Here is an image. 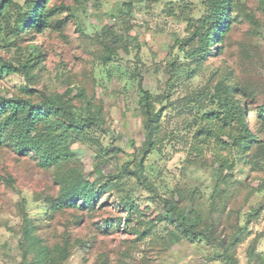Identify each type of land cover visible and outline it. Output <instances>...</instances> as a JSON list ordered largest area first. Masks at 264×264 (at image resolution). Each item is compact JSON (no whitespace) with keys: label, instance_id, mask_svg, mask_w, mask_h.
I'll return each instance as SVG.
<instances>
[{"label":"trees","instance_id":"1","mask_svg":"<svg viewBox=\"0 0 264 264\" xmlns=\"http://www.w3.org/2000/svg\"><path fill=\"white\" fill-rule=\"evenodd\" d=\"M80 1L85 5L88 2ZM159 1L128 0L122 4L120 12L123 17L131 16L137 3ZM251 1L252 6L249 5ZM72 8L66 0H24L22 3L0 0V47L14 49V62L1 59L0 77L18 73L22 78L14 87L6 90L0 87V148H9L20 157H32L41 169L52 172L58 189L43 198L52 215L68 209L81 211V214H75L78 224L83 214L100 207L98 202L103 194L114 190L127 212L124 219H116L117 223L130 224L136 215L142 225L139 228L133 226L132 231L138 239L151 236V240L157 242L160 237L157 224L164 223L171 238H202L214 244L217 251L210 260L238 264L239 245L255 233L252 223L264 219V181L255 188L263 193L262 201L244 213L242 207L234 205L245 186L236 178L234 169L243 164L264 175V102L255 104L252 99V107L246 106L251 93L236 69L224 60L211 75L209 83L197 92L175 97L174 85L180 74L188 72L192 76L209 63L210 58L221 56L236 24L246 26V38L261 36L264 0H200L198 5L184 0L168 2L163 13L186 23L185 37L173 47L179 48L186 62H181L180 54L173 56L169 62L170 78L161 93L145 87L143 72L146 65L139 45L131 44L134 39L128 32L115 31L111 25H104L92 33L79 29V47L97 46L99 66L104 73L101 83L106 79L113 83V65H120L121 51L126 54L134 51L133 58L128 60L129 84L135 89L143 116L144 140L133 158L119 171L109 172L94 181L85 175L83 163L72 150V142L81 133L101 131L100 135L104 136L109 132L103 100L94 92L89 94L86 87L77 86L68 75L64 91L39 86L49 51L36 40L55 30L63 32L75 16L71 14ZM60 36L68 38L64 33ZM239 46L234 62L242 66L251 52L247 50L249 45L239 43ZM259 53V60L264 59V51ZM191 64L195 65L194 69L189 68ZM130 85L113 90L118 95H127ZM209 98L217 108H205V99ZM170 114L178 118V125L172 129ZM175 141L184 144L182 150L192 156L188 159L191 163L209 165L213 169L215 187L207 209L200 207L201 195L196 189L191 191L176 186L168 190L156 183L155 167L148 160L155 153L162 156L166 147ZM110 146H106L109 151L118 150ZM208 151L212 152L211 156ZM104 162L100 158L97 169L103 167ZM6 181L14 183L11 176L6 177ZM129 181L160 201L161 211L157 215L142 219L141 207L129 192L132 187ZM249 194V191L244 192L245 201ZM233 212H236L235 220L231 218ZM93 225L102 233L116 228L114 221L109 220L105 226ZM38 229L36 221L25 214L21 239L24 264H64L73 247L70 236L64 238L63 244L51 245ZM263 235L264 230L259 231L251 240L247 264H264V257L256 253V242ZM88 241L91 240L76 239L75 244L88 248ZM102 264L108 263L103 261Z\"/></svg>","mask_w":264,"mask_h":264},{"label":"rangeland","instance_id":"2","mask_svg":"<svg viewBox=\"0 0 264 264\" xmlns=\"http://www.w3.org/2000/svg\"><path fill=\"white\" fill-rule=\"evenodd\" d=\"M126 1L128 0H88L85 5L80 0H66V3L74 7L71 14L75 16H71L65 30L63 32L55 30L36 40L49 51L40 87L64 91L67 88L68 75L75 80L77 86L86 87L89 94L94 92L104 102L107 114L106 127L109 132L104 136L100 135L101 131L96 134L81 133L72 142V150L83 163L85 175L92 181L103 178L109 172L119 171L125 162L133 158L144 140V127L135 89L129 84L128 60L133 58L134 51L130 54L121 51L118 60L120 65L117 63L113 65L115 66L113 83L107 79L101 83L104 73L99 66L97 46L90 44L89 48L79 47V29L92 33L101 30L104 25H111L115 31L128 32L134 39L131 44L139 45L140 54L146 65L143 72L144 85L155 93H161L167 87L170 78L169 62L173 56L180 54L179 48L173 47L186 35L185 22L163 13V8L168 2L181 0L140 2L135 5L131 16L123 17L120 9ZM184 1L198 5L200 0ZM249 5L252 6L253 2H249ZM245 28V25H235L221 56L210 58L209 63L192 76L188 72L180 74L174 85L175 97L192 94L203 88L224 60L236 69L247 91L251 93L246 106L252 107V99L255 100V104H262L264 59L259 60L261 55L259 52L264 51V29L261 36L251 39L244 36ZM61 33L68 38L60 36ZM239 43L249 45L250 48L247 50L251 52L250 60L245 59L242 66H237L234 62L240 48ZM13 54V48L0 47V62L1 59L14 62ZM180 59L181 62H186L182 55ZM194 66L191 64L189 68L194 69ZM21 79L18 73L2 74L0 87L2 90L14 87ZM125 85H130L127 95H118L114 92V87L124 88ZM204 103L206 109L217 108V104L210 98L205 99ZM170 119L172 129L178 125V118L170 114ZM251 122L253 124V120ZM107 145L118 150L109 151ZM182 149H185L184 144L175 141L166 147L162 156L152 154L148 161L155 167L153 176L163 189L169 190L176 186L191 191L196 189L201 195L200 207L207 209L215 187L213 169L209 165L191 163L188 159H192V156ZM211 155L212 152L208 151V156ZM100 158L105 160L104 166L97 169ZM234 174L245 183L234 205L236 208L242 207L245 213L250 206H256L262 201L263 193L257 192L255 188L260 181H264V175L252 171L249 166L243 164L237 165ZM9 176L14 179V183L6 181V177ZM129 183L132 185L129 192L136 198L143 212L142 219L147 220L157 215L161 211L160 201L142 188L134 187L132 182ZM57 189L58 185L52 177V172L41 169L32 157H20L9 148H0V264H24L21 239L25 214L36 221L38 233L51 245L63 244L64 238L70 236L73 247L70 248L71 255L64 264H102L103 261L108 264H225L222 261L210 260L209 257L217 251L214 244H209L202 238H171L168 230L164 229V223L157 224L162 229L158 228L160 237L157 242L151 240V236L138 239V235L132 231L133 226L139 228L142 225L136 215L132 217L130 224L117 223L116 219L120 217L124 219L127 212L119 202L118 192L114 190L103 194L98 202L100 207L92 213L83 214V219L78 224L75 214H81V211L68 209L64 213L52 215L43 198L46 194L55 193ZM247 191L250 194L245 201L244 192ZM244 216L243 214L242 221ZM231 218L235 220L236 212L232 213ZM107 220L116 224V228L108 233L100 232L93 225L98 223L105 226ZM252 226L255 233L237 249L238 264H247L248 246L256 233L264 230V219L255 220ZM76 239L91 240L88 241L90 246L83 248L75 244ZM256 243V253L264 257V235Z\"/></svg>","mask_w":264,"mask_h":264}]
</instances>
